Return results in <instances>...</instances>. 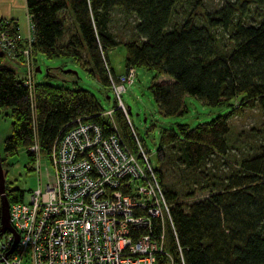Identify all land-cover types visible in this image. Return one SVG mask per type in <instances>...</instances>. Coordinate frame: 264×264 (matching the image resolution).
<instances>
[{
    "label": "trees",
    "instance_id": "16d2710c",
    "mask_svg": "<svg viewBox=\"0 0 264 264\" xmlns=\"http://www.w3.org/2000/svg\"><path fill=\"white\" fill-rule=\"evenodd\" d=\"M184 2L188 8L182 11L183 17L171 23L176 6ZM24 4L33 59L36 53L70 58L109 89L108 75H117L110 68L108 52L122 45L123 71L142 67L169 77L148 87L162 115L185 114V95L211 107L230 105L227 113L209 121L193 127L178 124L176 132H162L156 162L160 149L175 141L184 168L195 170L208 156L225 153L229 116L255 106L264 114V0H224L202 13L201 23L196 21L201 0H24ZM114 9L125 19H133L126 40L117 39L109 27ZM62 12L72 24L66 36L59 18ZM0 26L12 35L18 33L16 20L0 18ZM17 45L24 47L20 42ZM7 56L0 52V114L10 117V133L2 142L4 156L22 149L27 170H32L35 155L28 147L35 141L40 157H49L55 138L75 119L113 132L90 92L46 82L28 88L5 62ZM111 109L123 142L135 151L133 134L116 101ZM0 164L4 174V159L0 158ZM152 169L169 209L164 248L173 264H264V146L240 159L224 176L213 177L217 189L209 182L211 175L200 171L206 184L197 187L205 191L199 198L194 197V190L180 195L162 186L160 170ZM4 194L9 204L22 200V191L5 181Z\"/></svg>",
    "mask_w": 264,
    "mask_h": 264
},
{
    "label": "built area",
    "instance_id": "2783aa9c",
    "mask_svg": "<svg viewBox=\"0 0 264 264\" xmlns=\"http://www.w3.org/2000/svg\"><path fill=\"white\" fill-rule=\"evenodd\" d=\"M20 39L0 26V52L23 55L27 70L22 81L31 88L26 61L30 47L28 43L21 49ZM133 77L132 67L115 78L108 75L109 89L129 124L136 150L123 142L112 109L101 114L113 132L75 119L53 142L45 181L38 179L26 201L8 204L17 241L6 253L13 235L1 233L0 264H173L164 248L168 205L120 100ZM28 149L35 155L39 174L36 142Z\"/></svg>",
    "mask_w": 264,
    "mask_h": 264
},
{
    "label": "rangeland",
    "instance_id": "374dc122",
    "mask_svg": "<svg viewBox=\"0 0 264 264\" xmlns=\"http://www.w3.org/2000/svg\"><path fill=\"white\" fill-rule=\"evenodd\" d=\"M223 1L201 0L202 8L199 10L196 21L201 23L200 15L205 11L217 8ZM187 8L188 3L186 2L176 6V13L173 15L171 23L180 21L183 17L182 11ZM60 17L64 21L66 36L72 29L70 16L66 12H62L59 14ZM132 23L133 19L131 17L125 19L119 10L114 9L111 11L109 27L120 41L130 37ZM17 35L19 33L15 36ZM21 38L20 44L27 46L30 42V36ZM63 38L62 36L60 42H63ZM124 52L122 45H118L108 52L109 65L114 75L121 74L124 69ZM7 57H9L5 61L7 65L14 70L18 79L23 78L25 69L27 70L23 55L9 54ZM26 61L33 84L46 82L66 87L77 86L90 92L104 111L113 107L115 98L112 91L102 88L96 78L90 76L70 58H47L41 53H36L34 59L31 55ZM35 67H37V70H35ZM168 80L170 79L166 75H155L150 70L136 67L133 81L129 85H124L125 89L120 94V100L126 109L128 121L134 128L150 165L158 168L162 174V186L180 195L194 190V197L199 198L205 191L200 192L196 189L198 186L206 184L205 179L199 175L200 171L207 173L208 176L211 175L212 179L209 182L214 183V187L217 189L219 188L218 183L213 177L224 176L236 168V164L240 159L256 154L259 146H264V114L255 106L250 109L243 108L239 113L229 116L227 119L229 132L226 136L225 153L222 156L218 154L208 156L195 170L184 168L179 159L180 151L175 141L160 149L159 161L156 162V151L162 132H176L178 124H187L189 127H193L197 123L209 121L216 115L225 114L230 110L228 104L211 107L192 96L185 95L183 96V104L187 109L185 114L162 115L157 109L148 87L152 83ZM229 103L234 104L235 101L230 100ZM9 133L10 117L0 114V158L4 159L6 164L4 181L12 188L21 190L22 199L26 201L29 193L37 187L38 179L41 183L45 181V168L50 171V163L48 157H40L38 153V174L35 163L32 164V170H27V159L24 150L19 149L12 155L4 156L2 142ZM181 199L185 202L190 201V198L182 197Z\"/></svg>",
    "mask_w": 264,
    "mask_h": 264
},
{
    "label": "crops",
    "instance_id": "0c3cea01",
    "mask_svg": "<svg viewBox=\"0 0 264 264\" xmlns=\"http://www.w3.org/2000/svg\"><path fill=\"white\" fill-rule=\"evenodd\" d=\"M0 18L16 20L19 35L30 36L31 27L24 0H0Z\"/></svg>",
    "mask_w": 264,
    "mask_h": 264
},
{
    "label": "water",
    "instance_id": "95a60500",
    "mask_svg": "<svg viewBox=\"0 0 264 264\" xmlns=\"http://www.w3.org/2000/svg\"><path fill=\"white\" fill-rule=\"evenodd\" d=\"M35 70H37V67L35 68ZM8 204L9 203L4 194V174L0 164V234L8 231L13 235V240L6 253H9L12 250L14 244L17 241V234L9 224Z\"/></svg>",
    "mask_w": 264,
    "mask_h": 264
}]
</instances>
